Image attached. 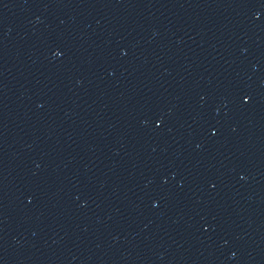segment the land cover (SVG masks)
I'll use <instances>...</instances> for the list:
<instances>
[{
  "label": "water",
  "instance_id": "1",
  "mask_svg": "<svg viewBox=\"0 0 264 264\" xmlns=\"http://www.w3.org/2000/svg\"><path fill=\"white\" fill-rule=\"evenodd\" d=\"M0 264H264V0H0Z\"/></svg>",
  "mask_w": 264,
  "mask_h": 264
}]
</instances>
